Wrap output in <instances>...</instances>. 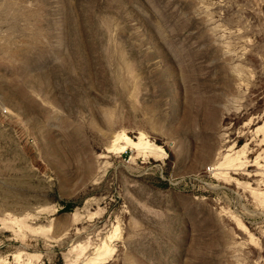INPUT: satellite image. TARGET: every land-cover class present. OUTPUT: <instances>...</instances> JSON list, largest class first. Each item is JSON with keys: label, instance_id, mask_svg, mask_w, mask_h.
<instances>
[{"label": "rangeland", "instance_id": "374dc122", "mask_svg": "<svg viewBox=\"0 0 264 264\" xmlns=\"http://www.w3.org/2000/svg\"><path fill=\"white\" fill-rule=\"evenodd\" d=\"M89 262L264 264V0H0V264Z\"/></svg>", "mask_w": 264, "mask_h": 264}, {"label": "trees", "instance_id": "16d2710c", "mask_svg": "<svg viewBox=\"0 0 264 264\" xmlns=\"http://www.w3.org/2000/svg\"><path fill=\"white\" fill-rule=\"evenodd\" d=\"M72 208H73L72 205H67V206H66V210H68V211H69L70 209H72Z\"/></svg>", "mask_w": 264, "mask_h": 264}, {"label": "bare ground", "instance_id": "6f19581e", "mask_svg": "<svg viewBox=\"0 0 264 264\" xmlns=\"http://www.w3.org/2000/svg\"><path fill=\"white\" fill-rule=\"evenodd\" d=\"M141 138V137H140ZM143 148V147H142ZM145 149V148H144ZM102 253V252H101ZM98 261H100V260H98ZM101 262V261H100ZM88 264H94V263H92V262H89Z\"/></svg>", "mask_w": 264, "mask_h": 264}]
</instances>
